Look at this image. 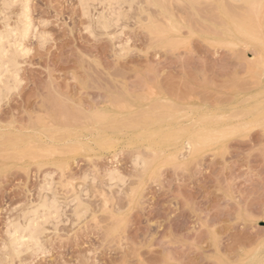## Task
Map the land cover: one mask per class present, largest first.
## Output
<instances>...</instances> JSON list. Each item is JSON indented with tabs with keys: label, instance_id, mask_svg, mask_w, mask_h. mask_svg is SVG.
<instances>
[{
	"label": "rangeland",
	"instance_id": "374dc122",
	"mask_svg": "<svg viewBox=\"0 0 264 264\" xmlns=\"http://www.w3.org/2000/svg\"><path fill=\"white\" fill-rule=\"evenodd\" d=\"M101 1L0 0L21 53L1 82L0 264H264V12L230 38L214 3ZM102 11L121 15L104 29ZM44 192L59 216L17 254L8 231Z\"/></svg>",
	"mask_w": 264,
	"mask_h": 264
},
{
	"label": "bare ground",
	"instance_id": "6f19581e",
	"mask_svg": "<svg viewBox=\"0 0 264 264\" xmlns=\"http://www.w3.org/2000/svg\"><path fill=\"white\" fill-rule=\"evenodd\" d=\"M90 1V0H88ZM96 1V0H94ZM104 1V0H102ZM101 1V2H102ZM106 1V0H105ZM104 1V3H105ZM108 1V0H107ZM113 2L114 1H117V0H112ZM131 3L134 1L135 3V0H129ZM138 0H136L137 2ZM170 1V0H169ZM172 1V0H171ZM183 1V0H182ZM181 1V2H182ZM188 1V0H186ZM204 2L206 1L210 3H214L216 8H218L220 11H222V13L225 15L226 17V20H227V27L225 28L224 30V34H230V38H234L235 36H238L239 34L241 35H246V37L248 38H254L256 36V33H255V30H254V26L255 25V22L252 20V19H256V20H260L261 19V16L264 12V0H190V6L191 7H196L194 5H196V3H199V2ZM13 2V0H12ZM93 2V1H92ZM100 2V3H101ZM113 2H112V5H113ZM149 2V1H148ZM184 2V1H183ZM189 2V1H188ZM5 7L7 6H10V2H3ZM14 3V2H13ZM24 3V2H23ZM84 3V2H83ZM171 3V2H170ZM173 3V2H172ZM171 3V4H172ZM92 4V3H91ZM106 4V3H105ZM104 4V5H105ZM107 4H111L110 0L107 2ZM117 4V3H116ZM139 4V3H138ZM87 5V4H86ZM110 5V6H112ZM131 5V4H130ZM106 7L108 5H105ZM132 6V5H131ZM130 6V7H131ZM141 6H143V4H141ZM4 7V6H3ZM27 7V6H26ZM121 7V6H120ZM138 7V6H137ZM8 8V7H7ZM119 8V7H118ZM141 8V7H140ZM144 10L145 8H141V10ZM147 9V8H146ZM23 10V9H22ZM104 10V8H103ZM106 10V9H105ZM110 10V9H109ZM118 10V9H117ZM143 10L142 12H140L141 14L143 13ZM146 11V10H145ZM148 11V10H147ZM107 12L103 13H100L101 15L97 16L96 20H97V24H100L101 27H103L104 29L108 28L110 25L113 26V23L114 21L117 22L116 20L119 19L118 17H115L113 18V15L114 16H117L119 14V12L117 11V14L116 12H113L112 14L110 12ZM116 15H115V14ZM148 13V17H152V15L149 16V13L150 12H147ZM140 14V15H141ZM25 15V14H24ZM121 15V14H119ZM93 16V15H92ZM171 16V14H170ZM25 17V16H24ZM96 17V16H95ZM22 18V17H21ZM27 18V17H26ZM26 18H22L24 20L21 19V22L22 24L16 28V30H20L18 33H20V35L22 34H25L26 33V30L28 29V25L25 23V19ZM154 18V16H153ZM171 18V17H170ZM172 19V18H171ZM171 19L170 20V23H171ZM28 20V19H27ZM20 21V20H19ZM146 21V20H143V22ZM6 22V21H5ZM20 22V23H21ZM27 22V21H26ZM119 22V21H118ZM169 22V21H168ZM257 22V21H256ZM155 23V21L153 22ZM5 24V23H4ZM169 24V23H168ZM10 25V24H9ZM99 25V26H100ZM173 25V24H172ZM175 25V23H174ZM6 26V25H5ZM119 26V25H118ZM178 27V26H177ZM176 27V28H177ZM8 29V28H7ZM173 29V28H172ZM15 30V29H14ZM168 30V29H167ZM175 30V29H174ZM8 31V30H7ZM10 31H13L12 29H10ZM169 31V30H168ZM172 32V31H171ZM181 32V30H180ZM7 33V32H6ZM169 33V32H168ZM1 34V33H0ZM8 34V33H7ZM12 34L15 35V32ZM17 34V33H16ZM2 35V34H1ZM0 35V97H4L3 94H7L8 92H10V87L7 86V82L10 81L7 77V82L5 84H2L3 80H2V75L3 74H7L9 75V72L10 73H14V72H11L10 71V67H14V65H16V57H19L18 55H20L21 53H18L20 52L19 50H15L14 52H11L9 49V47H7L5 45V42L7 41L5 39V37L1 36ZM19 35V34H18ZM169 36V34H168ZM167 38V37H166ZM5 39V41H4ZM15 40V39H14ZM161 41V40H160ZM166 40H164L165 42ZM8 42V41H7ZM163 42V40H162ZM12 45V44H11ZM13 47V45H12ZM14 49V47H13ZM13 51V50H12ZM18 54V55H17ZM17 55V56H16ZM12 67V68H13ZM7 72V73H6ZM7 75V76H8ZM5 76V75H4ZM10 77L13 75H9ZM8 76V77H9ZM9 77V78H10ZM5 79V78H4ZM16 79L15 77H13L12 80ZM2 82V83H1ZM16 82V80H15ZM13 87V86H11ZM5 97H7L5 95ZM1 99V98H0ZM108 110V109H107ZM98 116V115H97ZM94 117H96L94 115ZM99 117H108V118H112L113 116H109L108 113L104 112V113H100L99 114ZM98 117V118H99ZM143 117V116H142ZM107 118V119H108ZM138 119V118H137ZM101 120V119H100ZM128 120V119H127ZM139 120V119H138ZM143 120V119H142ZM119 121V120H118ZM114 122V121H113ZM137 122V121H136ZM99 123V121H98ZM126 125V124H125ZM182 127V126H181ZM179 128V127H178ZM88 129V128H87ZM172 129V128H171ZM183 129V128H182ZM175 131V129H173ZM206 130V129H205ZM65 131V130H64ZM185 131V130H184ZM182 131V132H184ZM173 132V131H171ZM181 132V131H180ZM210 132V131H209ZM208 133V132H207ZM212 132L206 134V132L203 133V129L200 130V136H198L197 138L198 139H188V142L190 144V147H197L199 146L201 140L203 139V136L205 137H211ZM162 134V133H161ZM41 136V135H40ZM55 142V141H54ZM188 145V144H187ZM191 151V150H190ZM188 152V150H187ZM181 153V152H180ZM182 156V155H180ZM179 156V157H180ZM140 156L137 157V160H140L139 159ZM142 159V158H141ZM137 160H135L136 162V165H137ZM140 164L141 167H144V168H147L148 167V161L145 160V159H142V164L143 166L141 165L140 162H138ZM178 164V163H177ZM139 166V165H138ZM110 175V179L108 180H111V182L114 180V179H117L116 182H120V179H118L114 174H109ZM114 175V176H113ZM52 180V179H51ZM48 181L47 183H45L43 186H41V190H44L46 189V191L48 192L50 190V187L52 185V183H50L49 180H46ZM45 181V182H46ZM109 182V181H108ZM115 183V182H114ZM117 185V183H115ZM111 185V184H110ZM114 186V185H113ZM111 186V187H113ZM45 191V192H46ZM84 191V190H83ZM44 192V196L42 197V201L39 203V204H33V205H36L35 206V209L31 212L30 214L28 213V215H26L24 217L25 221L23 224L21 223H15L13 224V226L10 228V230L8 231L10 233V246L12 248V250H14L15 252H17V254L19 252H21L25 247H31L33 246L36 250L37 248L40 246V233L42 232V223L44 224V221L43 220H39L40 217H43V219L45 220L46 218L45 217H48V216H51L52 214V210L55 212H58L57 209L59 210L60 207H57L56 203L57 201L54 199V197H51V195H47L45 194ZM85 192V191H84ZM83 192V193H84ZM42 193V192H41ZM49 193V192H48ZM82 193V192H81ZM50 194V193H49ZM83 195V194H81ZM56 197V196H55ZM73 201H75V204H74V213L76 212V214L78 215L79 214V211H80V206L82 204V201L78 196H75ZM31 209V208H30ZM33 209V208H32ZM79 210V211H78ZM85 213V212H84ZM57 213H55L54 217L56 216ZM53 215V214H52ZM59 216V214H57ZM84 217V216H83ZM56 218V217H55ZM42 219V218H41ZM21 221V220H20ZM40 221H43V222H40ZM46 221V220H45ZM11 223V222H10ZM12 225V224H11ZM45 226V225H44ZM39 249V248H38ZM11 250V249H10ZM11 250V251H12ZM13 252V251H12ZM4 253V252H3ZM16 254V255H17Z\"/></svg>",
	"mask_w": 264,
	"mask_h": 264
},
{
	"label": "snow or ice",
	"instance_id": "6c2138e0",
	"mask_svg": "<svg viewBox=\"0 0 264 264\" xmlns=\"http://www.w3.org/2000/svg\"><path fill=\"white\" fill-rule=\"evenodd\" d=\"M81 6H84V5H83V0H82V4H81ZM128 43L131 44V41H128ZM0 102H2V101H0ZM21 264H25V262L22 261Z\"/></svg>",
	"mask_w": 264,
	"mask_h": 264
}]
</instances>
